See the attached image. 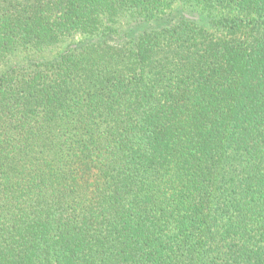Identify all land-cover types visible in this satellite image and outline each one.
Wrapping results in <instances>:
<instances>
[{
	"label": "trees",
	"instance_id": "obj_1",
	"mask_svg": "<svg viewBox=\"0 0 264 264\" xmlns=\"http://www.w3.org/2000/svg\"><path fill=\"white\" fill-rule=\"evenodd\" d=\"M171 1L0 0V56L83 38L0 76V264H264V0L114 23Z\"/></svg>",
	"mask_w": 264,
	"mask_h": 264
},
{
	"label": "rangeland",
	"instance_id": "obj_2",
	"mask_svg": "<svg viewBox=\"0 0 264 264\" xmlns=\"http://www.w3.org/2000/svg\"><path fill=\"white\" fill-rule=\"evenodd\" d=\"M171 3L170 7L153 17L130 9V11L123 13V15L114 23H116L120 32L131 27L134 28L135 31H140L153 25H159L179 18L181 19V17L187 18L199 16L204 20H208L213 17H220L227 13L220 9L204 7L203 5L190 0H172ZM82 39L83 38L81 37H69L65 42L54 46L41 49H21L15 53L13 52L5 56H0V76L15 68L25 70L27 68H34L39 62L53 61L67 51L75 49L81 43ZM133 39L134 38L128 35L126 40L133 41Z\"/></svg>",
	"mask_w": 264,
	"mask_h": 264
}]
</instances>
